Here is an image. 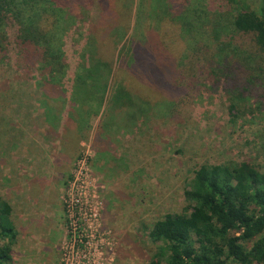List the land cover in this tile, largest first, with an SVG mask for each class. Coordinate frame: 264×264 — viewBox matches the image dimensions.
Returning a JSON list of instances; mask_svg holds the SVG:
<instances>
[{
  "label": "rangeland",
  "instance_id": "rangeland-1",
  "mask_svg": "<svg viewBox=\"0 0 264 264\" xmlns=\"http://www.w3.org/2000/svg\"><path fill=\"white\" fill-rule=\"evenodd\" d=\"M75 5V24L55 40L65 62L60 73L23 55L17 23L6 12L0 18V201L15 230L10 264H149L162 246L151 241L154 224L189 211L185 193L197 171L243 163L264 168V60L236 49L232 60L244 93L229 91L226 76L206 73L204 29L187 38L194 47L187 48L175 24L156 25V33L147 17L155 9L131 0L127 37L147 35L146 48L158 45L174 66L169 92L148 79L143 87L146 97L152 92L160 103L169 101L165 117L116 121L107 103L76 117L71 97L88 68L100 11L96 0L74 3V12ZM193 5L228 19L236 12L227 0ZM117 70L115 63L109 88ZM238 93L242 101L234 106Z\"/></svg>",
  "mask_w": 264,
  "mask_h": 264
},
{
  "label": "trees",
  "instance_id": "trees-1",
  "mask_svg": "<svg viewBox=\"0 0 264 264\" xmlns=\"http://www.w3.org/2000/svg\"><path fill=\"white\" fill-rule=\"evenodd\" d=\"M79 1L82 0H0V18L6 12L17 23L23 55L38 59L52 73H60L65 62L55 40L75 24L79 7L75 5L74 12L73 4ZM139 1L141 5L149 4L150 11L155 9V16H147L148 28L157 33L156 25L175 24L179 33L175 32L186 38L187 48L193 47L187 38L196 29H204L210 41L206 73L214 79L226 76L229 91L238 89L244 93L243 88H238L237 64L232 59L241 47L239 55L250 50L254 58L264 60V0H253L254 8L227 0L236 5L230 19L222 15L224 12L210 15L212 7L208 8L209 14L201 11L193 0H174V4L171 0ZM130 3L131 0H96L100 14L94 21L97 29L87 50L88 68L76 78L71 97L76 117L87 114L92 107L96 111L105 103L112 107L115 119L121 117L120 121L133 120L134 116L159 121L165 117L161 112L169 101L160 103L152 92L146 97L143 87L148 79L155 89L169 92L174 66L170 68L169 55L161 54L163 49L158 45L155 50L146 48L147 35L137 41L127 37ZM160 7L163 17L159 15ZM126 48L129 55L124 53ZM115 63L119 79L109 88ZM240 93L232 105L242 101ZM47 99L49 102L52 98ZM190 187L185 193L189 211L167 215L154 224L149 234L151 241L162 246L149 264H264V168L243 163L201 169ZM14 239V225L0 201V242L7 240L0 245V264H10Z\"/></svg>",
  "mask_w": 264,
  "mask_h": 264
},
{
  "label": "crops",
  "instance_id": "crops-1",
  "mask_svg": "<svg viewBox=\"0 0 264 264\" xmlns=\"http://www.w3.org/2000/svg\"><path fill=\"white\" fill-rule=\"evenodd\" d=\"M47 101V100H46ZM35 221H38V219L37 218H33ZM10 221L12 222V220L10 219Z\"/></svg>",
  "mask_w": 264,
  "mask_h": 264
}]
</instances>
